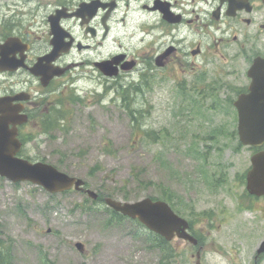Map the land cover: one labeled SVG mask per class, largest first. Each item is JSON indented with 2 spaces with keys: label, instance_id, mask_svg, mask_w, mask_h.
Masks as SVG:
<instances>
[{
  "label": "rangeland",
  "instance_id": "rangeland-1",
  "mask_svg": "<svg viewBox=\"0 0 264 264\" xmlns=\"http://www.w3.org/2000/svg\"><path fill=\"white\" fill-rule=\"evenodd\" d=\"M5 1L0 14H31L39 3ZM55 1L40 0L50 9ZM85 70H73L66 87L71 103L58 122L60 129L24 133L19 154L51 163L116 200L150 196L168 202L164 197L170 196L187 219L212 209L226 223L206 224L210 236H205L204 264H249L255 246L242 234L251 227L259 242L264 213L240 211L247 208L240 181L252 150L238 144L235 112L222 93L227 88L214 94L204 79L179 88L168 80L139 84L121 78L105 91L82 74ZM255 215L260 216L257 222ZM0 239L10 250V264H162L164 255L167 264H194L186 245L173 241L169 249L158 247L144 226L112 213L104 201L74 189L50 194L30 182L2 177ZM173 248L175 259L170 258Z\"/></svg>",
  "mask_w": 264,
  "mask_h": 264
},
{
  "label": "flooded vegetation",
  "instance_id": "flooded-vegetation-1",
  "mask_svg": "<svg viewBox=\"0 0 264 264\" xmlns=\"http://www.w3.org/2000/svg\"><path fill=\"white\" fill-rule=\"evenodd\" d=\"M38 2L31 14H0V110H18L25 118L16 125L22 144L24 133L45 134L49 120L53 131L60 129L75 69L85 68L82 74L105 91L121 78L139 84L168 80L179 88H192L204 79L212 83L214 94L226 87L222 93L232 102L252 82L264 83V0H62L52 9ZM53 40L64 51L48 57ZM105 61L119 70L116 76L104 74L98 63ZM47 69L55 75L44 83ZM243 194L247 209L241 210L264 213V196ZM224 219L212 209L203 210L187 219V231L197 243L179 237L173 241L196 256L200 250L202 260L205 236H210L206 224L218 220L220 226ZM242 236L257 248L254 231L247 228ZM260 255L254 251L249 264H259Z\"/></svg>",
  "mask_w": 264,
  "mask_h": 264
},
{
  "label": "water",
  "instance_id": "water-1",
  "mask_svg": "<svg viewBox=\"0 0 264 264\" xmlns=\"http://www.w3.org/2000/svg\"><path fill=\"white\" fill-rule=\"evenodd\" d=\"M56 51H59L57 45L54 46L52 54ZM110 64L103 63L104 71L108 75L116 74L117 69L112 68ZM51 75L48 72L42 75L44 83ZM259 90L258 84L249 86V92L240 95L234 102L238 111V135L243 144L260 145L264 142V92ZM23 120L16 117L15 111L4 110L0 115V175L13 182L30 181L50 193L62 192L72 187L83 190V180L69 176L48 163L30 162L15 156L20 143L16 138V129H9L8 124L21 123ZM251 163L252 168L247 173V189L256 194L264 193V151L254 154ZM85 191L90 197H97L96 192L89 189ZM104 201L113 210L130 218H137L149 230L160 234L166 240L172 239L176 232L178 236L196 243L185 231V219L176 215L162 200L145 197L134 202H122L105 197ZM75 245L79 250H83L82 243L77 242ZM263 250L264 241L259 252Z\"/></svg>",
  "mask_w": 264,
  "mask_h": 264
},
{
  "label": "trees",
  "instance_id": "trees-1",
  "mask_svg": "<svg viewBox=\"0 0 264 264\" xmlns=\"http://www.w3.org/2000/svg\"><path fill=\"white\" fill-rule=\"evenodd\" d=\"M125 99V97H124ZM130 114L133 117V110L129 109ZM134 119V118H133ZM165 199L171 200L170 196H165ZM152 234V233H151ZM152 237L156 240L155 244L158 247H161L162 249L164 248L169 249L168 248V242H166L162 237L157 236L155 234H152ZM9 249L5 248L3 245V241L0 239V264H10L11 261V255H9ZM167 260H168V256L164 255L163 258L161 259L162 264H167Z\"/></svg>",
  "mask_w": 264,
  "mask_h": 264
},
{
  "label": "bare ground",
  "instance_id": "bare-ground-1",
  "mask_svg": "<svg viewBox=\"0 0 264 264\" xmlns=\"http://www.w3.org/2000/svg\"><path fill=\"white\" fill-rule=\"evenodd\" d=\"M116 32V31H115ZM117 36V35H116Z\"/></svg>",
  "mask_w": 264,
  "mask_h": 264
}]
</instances>
